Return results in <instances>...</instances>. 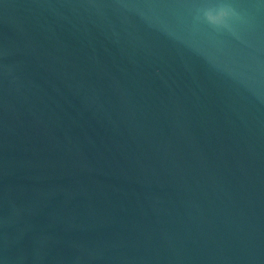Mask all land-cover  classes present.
I'll use <instances>...</instances> for the list:
<instances>
[{
    "label": "water",
    "instance_id": "water-1",
    "mask_svg": "<svg viewBox=\"0 0 264 264\" xmlns=\"http://www.w3.org/2000/svg\"><path fill=\"white\" fill-rule=\"evenodd\" d=\"M0 264H264V0H0Z\"/></svg>",
    "mask_w": 264,
    "mask_h": 264
},
{
    "label": "clouds",
    "instance_id": "clouds-1",
    "mask_svg": "<svg viewBox=\"0 0 264 264\" xmlns=\"http://www.w3.org/2000/svg\"><path fill=\"white\" fill-rule=\"evenodd\" d=\"M240 10L241 8L231 3L218 6H201L195 19L211 28H227L226 20L232 17L239 18Z\"/></svg>",
    "mask_w": 264,
    "mask_h": 264
}]
</instances>
